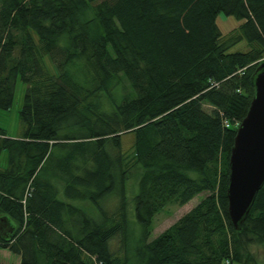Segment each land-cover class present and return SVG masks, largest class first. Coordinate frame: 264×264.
Listing matches in <instances>:
<instances>
[{
	"label": "trees",
	"instance_id": "trees-1",
	"mask_svg": "<svg viewBox=\"0 0 264 264\" xmlns=\"http://www.w3.org/2000/svg\"><path fill=\"white\" fill-rule=\"evenodd\" d=\"M219 13L241 21L226 38ZM240 40L247 49L229 51ZM262 57L264 0H0V110L16 77L25 84L20 135L0 127V216L12 226L1 249L17 264H130L133 251L138 264H252L248 246L264 247V183L236 229L225 190ZM203 191L147 239L154 213ZM114 194L116 218L102 205Z\"/></svg>",
	"mask_w": 264,
	"mask_h": 264
},
{
	"label": "water",
	"instance_id": "water-1",
	"mask_svg": "<svg viewBox=\"0 0 264 264\" xmlns=\"http://www.w3.org/2000/svg\"><path fill=\"white\" fill-rule=\"evenodd\" d=\"M252 95L247 111L234 129L228 156L226 213L233 228H240L256 189L264 183V58H260L249 75ZM0 216V237L12 226Z\"/></svg>",
	"mask_w": 264,
	"mask_h": 264
},
{
	"label": "rangeland",
	"instance_id": "rangeland-1",
	"mask_svg": "<svg viewBox=\"0 0 264 264\" xmlns=\"http://www.w3.org/2000/svg\"><path fill=\"white\" fill-rule=\"evenodd\" d=\"M216 25L219 27V30L222 33V36L226 38V35L229 34L232 30L236 29L237 23L241 22L239 19H235L230 15L223 16L221 13L216 14ZM229 51L234 52L237 50L245 51L247 49V46H245V41L240 40L237 41L236 44L230 46ZM44 63L47 65L49 63V60L46 56H43ZM48 66V65H47ZM24 82L17 78L15 79V83L13 86V96L11 97V105L7 109H1L0 110V127H3V130L6 133V136L12 137V136H19L21 133L22 125L19 121L18 117V108L21 106V96L24 92ZM133 141V135L130 131H127L125 133L120 134V149L122 152V156H124L125 161L130 159V155L132 153V146L130 145ZM7 151L5 149L0 151V168H4L6 166L7 162ZM135 170L131 169V174ZM129 175V179L126 182L125 187V194L128 198V204L125 206L128 219V231L130 233L128 239L129 247L127 249H131L133 251L134 243L138 241L137 237L140 234L138 224L133 217V208H132V197L131 195H134L136 192L135 187V180L132 175ZM205 191L198 193L197 195H194L187 203H182L181 206H176L175 204L167 205L162 208L161 211L158 213H154L152 215L151 225L149 228H151V231L149 233V236H147V239L152 238L154 235H157L160 233L165 226L170 225L173 223V221L178 218L183 212L189 210L195 202L200 200V198L205 195ZM118 195L114 194V196L109 195L102 200L103 209L106 211L107 215H113L116 218L117 217V210L115 206H117ZM116 221V220H114ZM112 223V222H111ZM110 224V223H109ZM108 224V225H109ZM118 234H113L111 238L109 239V245L111 247H115L114 250L118 251V259H121L123 257V250L121 243L119 242ZM249 254L251 255L253 262L252 264H264V247L261 246V244H250L248 246ZM17 256L11 255V252L7 249H1L0 247V264H17ZM130 264H138L137 259H135V252H131V258H130ZM235 264V263H233ZM240 264V263H237ZM247 264H251V262H248Z\"/></svg>",
	"mask_w": 264,
	"mask_h": 264
},
{
	"label": "built area",
	"instance_id": "built-area-1",
	"mask_svg": "<svg viewBox=\"0 0 264 264\" xmlns=\"http://www.w3.org/2000/svg\"><path fill=\"white\" fill-rule=\"evenodd\" d=\"M224 264H231L230 260H225V263Z\"/></svg>",
	"mask_w": 264,
	"mask_h": 264
},
{
	"label": "crops",
	"instance_id": "crops-1",
	"mask_svg": "<svg viewBox=\"0 0 264 264\" xmlns=\"http://www.w3.org/2000/svg\"><path fill=\"white\" fill-rule=\"evenodd\" d=\"M17 137V136H16Z\"/></svg>",
	"mask_w": 264,
	"mask_h": 264
}]
</instances>
